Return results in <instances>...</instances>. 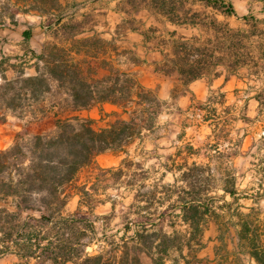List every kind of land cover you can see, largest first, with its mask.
<instances>
[{"label":"trees","instance_id":"obj_1","mask_svg":"<svg viewBox=\"0 0 264 264\" xmlns=\"http://www.w3.org/2000/svg\"><path fill=\"white\" fill-rule=\"evenodd\" d=\"M204 2L228 16L244 21L250 19L247 15L239 17L232 2ZM156 5L171 17V23H177L167 2ZM132 12L128 13L131 15ZM125 24L124 30L139 31L131 23ZM192 25L197 26L195 22ZM76 28V25L71 27L72 30ZM229 34L224 33L216 41L208 40L203 45H197L198 39L194 42L183 37L175 39L171 42V51L165 54L155 70L167 76L177 74L183 86H188L201 78L220 77L222 72L219 69L235 74L244 66L261 68L264 46L259 57L253 52L244 54L241 52L243 40L249 36L240 32ZM92 40H85L84 47H94ZM259 46L255 47L256 50ZM61 52L63 55L53 60L43 56L45 64L37 76L26 77L21 73L15 80L5 79L0 83V123L6 122L9 115L23 118L30 114L34 119L48 117L45 100L53 85L65 89L68 96L65 102L69 103L68 115L64 117L57 113L54 116L55 130L52 133H20L9 147L0 150V201L12 199L14 203L12 211L0 208V259L14 256V264H143V257H148L152 264H165L170 260V253L176 252L185 264H216L219 252L215 251L213 259L199 258V252L206 248L204 234L211 219L222 218L227 211L230 218L222 219L219 225L221 234L217 240L222 243L220 251L224 254L217 264H242L243 257L264 264V220L254 208L244 213L240 208L230 212L231 207L215 206L214 197L209 194L217 189L218 182L223 183L222 196L229 195L237 202L235 178L228 173V178L217 179L211 161L199 163L194 160L190 163L189 158H198L203 150L190 144L185 150L178 151L174 158L167 156L163 164L165 172L161 180L167 173H179V176L174 174L173 183L155 184L150 189L144 184L139 186L129 207L136 209L134 217L128 218L123 234L108 235L105 230L104 244H99L96 251H88L98 234L96 225L81 216L80 210L64 215L73 195L80 197L81 206L85 204L94 210L95 184L89 189L87 185L78 186L80 172L93 167L97 156L108 151H124L144 131L151 132L161 113L159 107L167 103L124 71L103 80L89 78L66 49L61 48ZM129 60L139 62L131 53ZM176 94L175 89L173 98ZM219 97L222 103L224 94ZM257 100L262 107V99L258 96ZM97 103L114 104L129 113V118L117 119L107 128L96 130L94 119L82 117L77 112L90 109ZM58 105L54 103L50 108ZM203 107L208 111L203 121L212 119L213 134L223 133L222 138L227 140L230 129L226 126H231L237 118L219 122L218 108L210 99L205 106L198 105L197 108L202 110ZM229 110L232 112L233 109ZM259 118L260 113L254 118L244 114L241 119L251 125ZM219 143L208 146L215 147L221 154ZM184 152L187 156L179 162ZM131 166L143 169L142 164L123 159L118 174L124 175L125 169L130 170ZM218 209L221 212H217ZM232 231L238 240L235 251L228 248L224 239V234L233 238ZM194 247L197 248L193 250Z\"/></svg>","mask_w":264,"mask_h":264},{"label":"rangeland","instance_id":"obj_2","mask_svg":"<svg viewBox=\"0 0 264 264\" xmlns=\"http://www.w3.org/2000/svg\"><path fill=\"white\" fill-rule=\"evenodd\" d=\"M14 1L17 2L18 0ZM225 1L234 4L239 17L245 15L249 16V21L241 20L236 16H228L220 10L209 6L204 0H121L120 4H118V0H90L85 22L91 27L98 25V28L107 29L109 25H113V22L119 21L121 23L122 19L126 17L128 19L121 25L123 28L126 26L125 23H131L132 26L139 28L141 31L148 32L150 36L154 37L156 42L167 40L166 38L172 33L175 34L176 39L183 37L185 40H190V42H194L198 39L197 45H203L208 40L216 41L217 37L222 36L224 33H230L229 35H231L240 32L244 36H249L243 40L244 49L241 52L244 54L253 52L254 55L259 57L261 52H263L261 50L264 46V0ZM43 2L47 4L48 8L54 7L55 9L58 5V0H43ZM161 2H167L169 4L168 6L172 8L174 12L172 18H174L177 23H171L169 21L171 17L164 14L161 9H157L158 7L156 4ZM13 4L12 0H0V12H5L13 16L15 12ZM114 7L120 8V10L126 14L116 17L113 16L111 10ZM131 11L133 12L130 15L128 12ZM252 18H255L256 21H252ZM193 22H195L197 26H193ZM171 25L178 26L180 30L173 31ZM62 42L63 40L61 41V45L63 44ZM91 43L95 45L91 47L93 49L104 48L105 46L99 38H94ZM84 45H86L85 42H79L78 45L76 44L75 46L79 48ZM256 46H259L257 50L255 48ZM61 48L62 47L56 45H49L45 53L46 59L53 60L58 55H63ZM262 63L261 61V64ZM250 65L254 67L252 62ZM219 71L223 72L224 69H219ZM92 74V69L86 71L87 77L94 79ZM245 79L244 88L246 92H233V113L238 111L242 113L243 111L240 110L242 103H236V101L242 100L247 94L260 93L259 89H264V68L261 70L260 68L250 67L249 70L245 72ZM182 88V83L177 84V93H180ZM65 92V89H58L56 85L52 86L51 92L46 95L47 100H45V109H49V114L48 111L46 112L49 116L45 119H34L30 114L23 118L14 117L12 120L7 119V126H21L20 130L13 128V141L16 135L20 133H52L55 130L54 116L57 113H61L60 116L65 117L69 113L67 112L69 103L65 102L68 96ZM216 98L220 100L219 94L216 95ZM261 99H263V106L261 107L256 103H252L248 112L251 118L260 113L259 120L251 125H244L242 122H237L236 120L234 129L237 133L234 132L229 137V140L234 139L237 144L241 141V137H243L244 134H248V138L244 145V151L241 149H233L227 153H210V149L207 147L208 145H214L216 142H220L224 146L226 144L225 141L228 139L224 140V138H222V136H225L223 133L219 134V132H216L214 135L210 134L208 128L205 127L194 139L197 146L205 148H203L198 158H189V162L191 163L197 160L199 163H208V159L211 158L210 161H212V167L217 179H226L228 178L226 174H233V178H235L234 184L237 192V202H234L233 198L229 195L226 197L222 196L224 194L221 189L223 183L218 182L219 185H215L218 186L217 189L209 194V196L214 197L216 207L222 205L228 209L231 207L232 209L230 208V212L235 211L236 208H240V212L244 213H248L250 212V208H254L259 218L264 220V139H262L264 136V95ZM54 103H59L57 108H50ZM171 105L172 102L169 103V106L168 104H163L159 107L161 113L157 118L156 127L151 132L144 131L142 136L136 138L124 149V151H108L97 156L93 167L85 168L80 172L77 182L78 186L87 185V189H89L90 186L95 184L94 210L91 211L85 204L81 206L79 203L80 197L78 195H73L64 209V215H71L80 210L79 214L81 216L88 218L96 225L98 234L94 240L93 246L89 247V252L98 250L100 248L99 244H104L103 231L106 230L105 233L108 235L116 233L119 235L123 234L122 230L128 218L134 217V211L136 209H130L129 207L133 202L136 190H139V186L144 184L147 186V189H150L151 186L155 184L162 185L173 183L174 174L179 176L178 172L167 173L164 180H161L165 172L163 164L167 161L164 159V156L172 154L173 152V149L163 150V147L165 148L166 146L163 145V142L167 137H173L172 131H175L177 126L188 127L189 125H196L200 122L204 114H208V111L203 107L202 110L196 111V115L173 116L167 119L164 112L167 108H170ZM196 106L198 107V105ZM205 110L207 113H204ZM218 112L220 114L217 116L219 122L229 120L230 118H237L236 116H229L226 113L222 114V110ZM120 113L121 114L116 117L106 116L100 118L95 122L94 128L96 130H101L107 128L117 119L129 118V113H124L122 109ZM165 121H169L171 124V128L168 130L172 133L169 135L167 134L168 131L162 127ZM3 124L4 123H0V128H7V126H3ZM189 132H191V130ZM191 137L192 135L190 134L185 138V141L187 142ZM186 156V152H184L181 158L178 159L179 162ZM123 159L131 160L136 164H142L143 169L139 170L137 166H131L129 167L130 170L125 169V174L120 176L117 169H119ZM230 160H232V163H229ZM109 169L114 170L107 171ZM131 183L137 185L132 187L130 185ZM228 203L229 205H226ZM13 204L12 199L1 200L0 208H6L12 211L14 210ZM161 209L162 208H160V210ZM217 212H221V210L218 209ZM32 214L37 216L36 213ZM229 218L226 211V213L224 212L222 214V218L216 217V219H211L210 223H212L213 227L208 232L206 239H204L207 248L199 252V258L211 257L213 259L215 258V251H217L220 255L216 258L215 262L216 264L221 262V255L224 253L220 251L223 246L222 243L217 240L221 234L219 225L223 222L222 219L228 220ZM232 234L233 238H231L230 235L224 234V239L228 248L231 251H235L238 240L234 231H232ZM195 248L197 247H194L193 250H195ZM170 260H173L174 263H182L183 261L176 252L170 253ZM190 261L192 263L195 262L191 256ZM15 262L16 258L11 255L0 259V264H14ZM242 264L256 263L253 260L250 261L248 257H243Z\"/></svg>","mask_w":264,"mask_h":264},{"label":"crops","instance_id":"obj_3","mask_svg":"<svg viewBox=\"0 0 264 264\" xmlns=\"http://www.w3.org/2000/svg\"><path fill=\"white\" fill-rule=\"evenodd\" d=\"M89 1L58 0L57 8L54 9V7L48 8L43 0H18L17 2L12 0L15 7L14 15L10 16L5 12H0V83L5 79L9 81L15 80L21 73L26 77L37 76L39 69L45 64L43 56H45L47 47L56 45L66 49L73 60L80 63V68L84 72L92 69V77L94 79L111 78L118 71L132 74L140 85L152 90L159 100L166 102L168 106L172 102L171 107L164 112L167 119L173 116L196 115L198 110L196 105L205 106L210 99L213 106L218 108V111L222 110V114L226 113L229 116H236L237 122H242V124L246 125L241 119L242 116L246 114L250 117L248 112L252 103L260 106L257 97L262 98L264 89L258 88L260 93L247 94L242 100L236 101V103H242L240 108L241 111L243 110L242 113L240 111L233 113V110L229 112L231 111L229 109H233V92H246L244 82H246L245 72L249 70L248 66L242 67L235 74H230L224 70L220 77L198 79L188 86H183L180 93L173 98V92L177 84L181 83L179 76L177 74L171 76L163 75L155 69L158 64L163 62L165 54L171 51V42L176 39L175 34L172 36V33H170V36L166 38L167 40L156 42L153 36L140 29L139 31L124 30L121 25L128 19L126 17L122 19L121 23L119 21L113 22V25H109L107 29L98 28V25L91 27L85 22L90 6ZM118 1V4H120L121 0ZM111 12L115 17L126 14L117 7H114ZM74 25L77 28L72 30L71 27ZM171 29L173 31L180 30L175 25H171ZM94 38H99L107 47L93 49L88 46L79 48L75 46L79 42ZM62 40L63 44L61 45ZM129 53L133 54L139 62L136 63L129 60ZM262 62L261 70L264 68V59ZM217 94H224L222 103L216 99ZM120 111L121 108L114 104L97 103L90 109L78 111L77 114L94 119L97 122L102 117L119 116L121 114ZM218 111L217 116L220 115ZM204 113H207V111L205 110ZM14 117L16 116L9 115L7 119L12 120ZM6 122H4L3 126L8 125V121ZM213 123L212 119L203 121L202 117L196 125H189L188 127L177 126L175 131H172L173 137H167L164 140L163 145L166 146L165 148L163 147V150L173 149L172 154H167V156L174 158V155L180 150H185L188 144L195 149L205 148L197 146L194 139L205 127L208 128L210 134L214 135L212 130L214 127ZM234 124L226 126L230 129L229 137L234 132L237 133L234 129ZM162 127L168 131V135L172 133L168 130L171 128L169 121H165ZM13 128L20 130L21 126L0 128V150L6 149L12 144L14 137ZM190 130L191 132H189ZM190 134L192 137L186 142L185 138ZM229 137L225 141L226 144L224 146L219 143L218 150L220 153H227L233 149L244 151L248 134L243 135L241 141L237 144L234 139L229 140ZM209 149L210 153L218 154L215 147ZM167 156H164V159H167ZM210 159L208 160L210 161ZM231 161L229 163H232ZM212 227V223H210L205 231L204 239H206ZM143 264H152L151 259L143 257ZM165 264H185V262L174 263L173 260H167Z\"/></svg>","mask_w":264,"mask_h":264}]
</instances>
